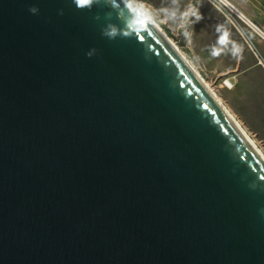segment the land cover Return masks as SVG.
I'll list each match as a JSON object with an SVG mask.
<instances>
[{"label": "water", "instance_id": "water-1", "mask_svg": "<svg viewBox=\"0 0 264 264\" xmlns=\"http://www.w3.org/2000/svg\"><path fill=\"white\" fill-rule=\"evenodd\" d=\"M86 3L0 0V264H264L261 151L132 0Z\"/></svg>", "mask_w": 264, "mask_h": 264}, {"label": "rangeland", "instance_id": "rangeland-1", "mask_svg": "<svg viewBox=\"0 0 264 264\" xmlns=\"http://www.w3.org/2000/svg\"><path fill=\"white\" fill-rule=\"evenodd\" d=\"M133 1L152 14L153 23L178 48L264 156V70L251 74L220 71L211 58L200 52L190 33L193 0ZM228 1L264 33V0ZM171 11L176 12L175 20L168 18ZM240 25L264 66V40L243 22Z\"/></svg>", "mask_w": 264, "mask_h": 264}, {"label": "crops", "instance_id": "crops-1", "mask_svg": "<svg viewBox=\"0 0 264 264\" xmlns=\"http://www.w3.org/2000/svg\"><path fill=\"white\" fill-rule=\"evenodd\" d=\"M191 5L190 33L197 40L200 52L211 58L220 71L251 74L264 70L242 31L206 1L193 0Z\"/></svg>", "mask_w": 264, "mask_h": 264}, {"label": "clouds", "instance_id": "clouds-1", "mask_svg": "<svg viewBox=\"0 0 264 264\" xmlns=\"http://www.w3.org/2000/svg\"><path fill=\"white\" fill-rule=\"evenodd\" d=\"M93 2V0H87V5H90ZM113 2V6L116 7L118 6V0H112ZM84 6V5H81ZM129 8H131L132 10V19L130 21L131 27L133 30H139L140 28H142L143 26H145L146 24L149 23H153V18H152V14L150 12H148L146 9L143 8L142 5H136V4H129L128 5ZM29 13L36 15L39 11V9L35 6L29 7L28 8ZM186 15V14H185ZM193 15H195V13H193ZM168 18L175 20L176 19V12L175 11H171L168 13ZM197 19H199V17H197ZM107 35L112 38L115 37L117 35V32L115 29H111Z\"/></svg>", "mask_w": 264, "mask_h": 264}, {"label": "bare ground", "instance_id": "bare-ground-1", "mask_svg": "<svg viewBox=\"0 0 264 264\" xmlns=\"http://www.w3.org/2000/svg\"><path fill=\"white\" fill-rule=\"evenodd\" d=\"M132 2L134 4H136L133 0ZM137 5V4H136ZM233 6V5H232ZM232 10L234 11L236 17L238 19H240L246 26H248L252 31L259 33L260 35H262V31L257 30V26H255L242 12H240L238 9H236L234 6L232 8ZM155 28L158 30V32L165 38L166 41H168L171 46L173 47V49L176 51V53L185 61V63L188 65V67L200 78V80L204 83V85L207 87V89L210 91V93L212 94V96L222 105V103L220 102V100L216 97V95L212 92V90L209 88V86L204 82V80L198 75V73L194 70V68L190 65L189 62L186 61V59L184 58V56L180 53V51L178 50V48L170 41V39L156 26L155 23H153ZM259 31V32H258ZM262 32V33H261ZM264 34V33H263ZM264 37V35H262ZM261 38V37H260ZM264 40V39H263ZM225 83L229 84V81H225ZM223 106V105H222ZM224 107V106H223ZM224 109L226 110V108L224 107ZM226 112L233 118V120L235 121V123L238 125V127L245 133V131L242 129V127L240 126V124L234 119V117L226 110ZM245 135L248 137V139L255 145V143L250 139V137L245 133Z\"/></svg>", "mask_w": 264, "mask_h": 264}, {"label": "built area", "instance_id": "built-area-1", "mask_svg": "<svg viewBox=\"0 0 264 264\" xmlns=\"http://www.w3.org/2000/svg\"><path fill=\"white\" fill-rule=\"evenodd\" d=\"M212 5L217 11H219L234 27L238 30L244 31L240 25V19H238L232 10L233 6L228 0H204ZM242 22V21H241Z\"/></svg>", "mask_w": 264, "mask_h": 264}]
</instances>
